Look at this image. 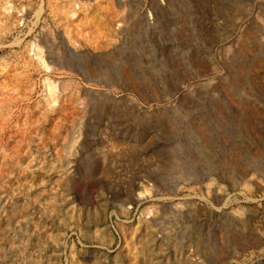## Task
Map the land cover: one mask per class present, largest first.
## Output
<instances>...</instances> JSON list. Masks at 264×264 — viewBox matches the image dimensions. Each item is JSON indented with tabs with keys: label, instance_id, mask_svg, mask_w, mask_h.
I'll return each mask as SVG.
<instances>
[{
	"label": "rangeland",
	"instance_id": "obj_1",
	"mask_svg": "<svg viewBox=\"0 0 264 264\" xmlns=\"http://www.w3.org/2000/svg\"><path fill=\"white\" fill-rule=\"evenodd\" d=\"M0 6V264H264V0Z\"/></svg>",
	"mask_w": 264,
	"mask_h": 264
},
{
	"label": "bare ground",
	"instance_id": "obj_2",
	"mask_svg": "<svg viewBox=\"0 0 264 264\" xmlns=\"http://www.w3.org/2000/svg\"><path fill=\"white\" fill-rule=\"evenodd\" d=\"M2 6H0V8H1ZM9 8V4H8V2H4L3 3V10L4 9H8ZM6 11H8V10H6ZM102 29V28H101ZM87 37V36H86ZM32 45V44H31ZM35 46V45H34ZM27 47H29V46H27ZM30 48H32L33 50H34V52H35V54H36V58H35V61H36V64L38 65H44L45 66V63H44V58H43V55H42V50H40V49H38V48H35V47H33V45H32V47H30ZM33 52V51H32ZM260 62H259V60L257 59V61H255L254 62V64L252 65V66H255V65H257V64H259ZM57 64V63H56ZM60 64V65H59ZM59 64H57L59 67L61 66V67H66L67 68V66L65 65V64H63V63H59ZM43 66V67H44ZM122 72H123V75H124V79H125V81L126 82H128L130 85H133V83H135V77L133 76L132 77V75H131V73H130V71L129 70H122ZM147 77V76H146ZM87 79H89V78H87ZM91 81V80H90ZM56 89H57V87H56V84L54 83V82H52V81H50L49 79H45V80H43V82H42V90H43V95H44V98H45V101H47V102H49V103H51V102H53V101H55V98H56ZM164 90V89H163ZM234 95V94H233ZM232 95V96H233ZM231 99H232V97H231ZM235 100V99H234ZM55 103V102H54ZM260 114V113H259ZM195 127L198 129L199 128V130L200 131H202V132H204V129H205V124H204V122L202 121V120H199V121H196V123H195ZM209 131V130H208ZM205 133V132H204ZM206 135V134H205ZM204 151H205V149H204ZM207 151V150H206ZM205 151V152H206ZM202 152V151H201ZM209 154V153H208ZM123 155V154H122ZM179 156V155H178ZM177 158V157H176ZM209 161V160H208ZM178 163V162H177ZM211 163V162H210ZM173 166H174V164H173ZM174 167H176V165L174 166ZM213 167H215L214 168V175H216V177H219V178H229V179H233L234 178V174H233V172L229 169V168H224V167H222V165L220 166L218 163L217 164H214V166ZM168 169V168H167ZM212 169V168H211ZM170 170V169H169ZM218 179V178H217ZM198 244H200L199 245V248L200 249H204V244L203 243H200V241H198Z\"/></svg>",
	"mask_w": 264,
	"mask_h": 264
}]
</instances>
